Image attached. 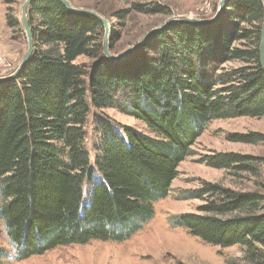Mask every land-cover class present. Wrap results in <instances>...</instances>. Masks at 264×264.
Here are the masks:
<instances>
[{"label":"trees","instance_id":"trees-1","mask_svg":"<svg viewBox=\"0 0 264 264\" xmlns=\"http://www.w3.org/2000/svg\"><path fill=\"white\" fill-rule=\"evenodd\" d=\"M263 16L261 0H228L216 23L174 24L116 63L102 54L98 19L57 0H35L27 10L33 54L16 79L0 83V221L18 260L60 246L129 239L152 219L209 122L263 117ZM8 18L9 26L18 25ZM83 56L94 60L87 69L75 63ZM232 62L243 66L227 68ZM90 106L131 116L152 136L129 127L120 132L95 116L91 163L84 146ZM251 160L223 154L205 162L253 171ZM190 197L205 201L200 214L174 217V227L211 246H242L246 261L258 259L262 196L204 184Z\"/></svg>","mask_w":264,"mask_h":264},{"label":"rangeland","instance_id":"rangeland-1","mask_svg":"<svg viewBox=\"0 0 264 264\" xmlns=\"http://www.w3.org/2000/svg\"><path fill=\"white\" fill-rule=\"evenodd\" d=\"M24 1L0 0V56L4 60V64L0 66V78L15 72L27 50V39L20 17ZM67 1L71 7L92 11L106 22L109 32L107 53L117 57L135 45L148 32L169 20L212 19L217 14L221 0ZM155 7L165 11L154 13ZM117 15H120V19H117ZM10 16L16 18L17 26H9ZM242 46L248 45L242 44ZM131 55L132 53L120 62ZM75 63L87 69L94 60L83 56ZM241 66H243L241 62H232L227 68ZM95 116L108 119L120 132L122 127H129L152 136L142 122L131 116L121 114L113 108L96 110L90 106L84 127L89 133V143H85L84 146L90 155L91 163L94 158L92 145L96 141ZM251 135H255L260 141L246 143L235 139L237 136ZM191 151V156L178 165V175L172 181L168 195L154 204L152 219L129 239L123 242L90 241L86 244L60 246L42 255L18 260L16 248L10 243L4 223L0 221V254L4 256L0 257V262L2 264H264V247L258 248L260 254L257 253V260L246 261V248L208 245L191 236L186 230L174 227L171 222V219L177 216L200 214L199 208L205 201L190 199V195L204 184H219L236 193H253L262 196L261 212L264 213V116L212 120L191 146ZM223 154L251 158V162L248 163L254 170H221L206 164L207 158ZM95 181H98V178ZM83 190L86 196L89 185L84 184Z\"/></svg>","mask_w":264,"mask_h":264},{"label":"water","instance_id":"water-1","mask_svg":"<svg viewBox=\"0 0 264 264\" xmlns=\"http://www.w3.org/2000/svg\"><path fill=\"white\" fill-rule=\"evenodd\" d=\"M35 0H25L24 3L21 6V10H20V17H21V24L23 27V30L25 32L26 35V39H27V50L25 55L23 56L21 62L19 63L17 69L15 70V72L13 74H11L10 76L4 77V78H0V83H6V82H10L13 81L14 79L17 78V76L21 73V71L26 67V65L28 64L33 51H34V41H33V36L31 33V29L28 23V18H27V10L28 7L34 2ZM59 1L64 7H66L70 12L72 13H77V14H82V15H87V16H91L93 18L98 19L103 27H104V35H103V40H102V52L103 55L112 62H120L123 59H125L126 57H128L131 53H133L135 50L140 49L141 47H143L145 45V43L147 42V40L160 33L165 31L167 28H169L170 26L174 25V24H188V25H195V26H210L214 23H216V21L221 17L223 10L225 9L226 3L228 0H221L218 6V11L215 17H213L210 20H196V19H190V18H186V19H172L167 21L166 23H164L162 26L155 28L153 30H151L150 32H148L142 39H140L135 45H133L132 47L128 48L125 52H123L121 55L115 57L112 55H109L107 53V44H108V37H109V32H108V27L106 22L101 19L97 14H95L92 11H88V10H80V9H75L73 7H71V5L69 4V2L67 0H57ZM263 7H264V0H261ZM258 55H259V63L261 65V68L264 71V16H263V21H262V25H261V32H260V41H259V45H258Z\"/></svg>","mask_w":264,"mask_h":264},{"label":"built area","instance_id":"built-area-1","mask_svg":"<svg viewBox=\"0 0 264 264\" xmlns=\"http://www.w3.org/2000/svg\"><path fill=\"white\" fill-rule=\"evenodd\" d=\"M3 64H4V60H3V58H1V56H0V66L3 65Z\"/></svg>","mask_w":264,"mask_h":264},{"label":"clouds","instance_id":"clouds-1","mask_svg":"<svg viewBox=\"0 0 264 264\" xmlns=\"http://www.w3.org/2000/svg\"><path fill=\"white\" fill-rule=\"evenodd\" d=\"M10 259H11V257H10Z\"/></svg>","mask_w":264,"mask_h":264}]
</instances>
